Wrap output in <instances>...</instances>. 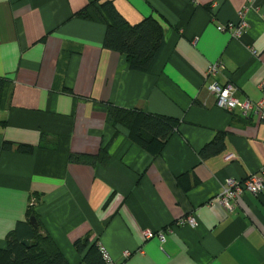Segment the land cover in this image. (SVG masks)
<instances>
[{"label": "crops", "instance_id": "1", "mask_svg": "<svg viewBox=\"0 0 264 264\" xmlns=\"http://www.w3.org/2000/svg\"><path fill=\"white\" fill-rule=\"evenodd\" d=\"M106 2L130 24L161 25L151 74L106 47ZM246 8L240 38L218 30ZM263 80L264 0H0V252L33 207L68 264H82L84 239L115 264H264V193L242 192L231 212L219 200L264 167V121L208 92L232 84L256 103ZM111 108L173 119L175 133L154 156L110 123ZM103 149L107 164L77 161ZM190 215L195 228L181 224Z\"/></svg>", "mask_w": 264, "mask_h": 264}, {"label": "trees", "instance_id": "2", "mask_svg": "<svg viewBox=\"0 0 264 264\" xmlns=\"http://www.w3.org/2000/svg\"><path fill=\"white\" fill-rule=\"evenodd\" d=\"M96 8L101 13L106 10L111 14L107 25L106 47L125 56L130 70L151 74L165 46V35L161 25L153 17H148L135 25L130 24L110 2L97 5ZM90 13L83 12L79 16L90 19ZM108 119L114 127L125 128L131 138L135 136L154 156L160 153L164 143L171 138L177 127L175 120L170 118L151 114L139 117L135 111L118 108L110 109ZM136 129L139 136L136 135ZM13 146V143L6 142L3 149L11 151ZM24 149L32 151V148L23 146L17 147L16 150L21 153ZM102 151L98 157L81 156L77 161L91 166L107 164L109 162L107 149ZM31 217L37 219L38 228L31 226L30 223L19 224L6 239V250L0 252V264H68L53 239L44 231L33 207L28 211V218ZM24 240L30 241L29 248L23 244ZM74 248L80 255L82 264H105L99 240L95 242L88 239L80 240L75 243Z\"/></svg>", "mask_w": 264, "mask_h": 264}, {"label": "built area", "instance_id": "3", "mask_svg": "<svg viewBox=\"0 0 264 264\" xmlns=\"http://www.w3.org/2000/svg\"><path fill=\"white\" fill-rule=\"evenodd\" d=\"M217 6L218 5H216L214 8ZM247 11L248 8H246L244 12L240 13L239 23L219 27L218 30L221 32L230 31L234 37L240 38L248 29V23L246 21ZM252 52L256 54L255 51L252 50ZM223 68L224 66L221 61L215 63L209 67L207 71L208 78L215 77ZM259 89L262 93V98L256 103L248 101L241 102L237 97L238 89L232 84L221 86L217 83H213L208 87V92L209 95L216 99V105L220 109L230 114L240 111L245 119L256 117L257 119L264 121V80L259 85ZM244 191L250 192L254 195L264 193V167L260 170L259 174L248 177L246 181H229L220 196V203L224 208L231 212L233 210V202H235ZM181 224H187L192 228L197 227V221L192 215L182 221ZM153 234L154 233L150 231H146L144 232V237L146 240H149L153 238ZM159 239L161 242L166 240L163 234L159 235ZM100 251L103 255L105 264H115L108 251L101 244Z\"/></svg>", "mask_w": 264, "mask_h": 264}, {"label": "water", "instance_id": "4", "mask_svg": "<svg viewBox=\"0 0 264 264\" xmlns=\"http://www.w3.org/2000/svg\"><path fill=\"white\" fill-rule=\"evenodd\" d=\"M30 222H31V225L34 226L35 228H38V222L36 220L35 217H31L30 219ZM23 244L26 246V247H30V241L29 240H24L23 241Z\"/></svg>", "mask_w": 264, "mask_h": 264}]
</instances>
